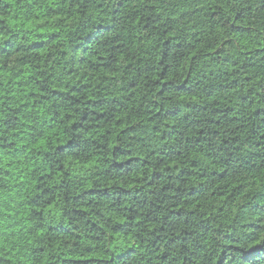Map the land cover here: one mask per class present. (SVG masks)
<instances>
[{
  "label": "clouds",
  "instance_id": "obj_1",
  "mask_svg": "<svg viewBox=\"0 0 264 264\" xmlns=\"http://www.w3.org/2000/svg\"><path fill=\"white\" fill-rule=\"evenodd\" d=\"M5 4L0 264L264 247V0Z\"/></svg>",
  "mask_w": 264,
  "mask_h": 264
},
{
  "label": "trees",
  "instance_id": "obj_2",
  "mask_svg": "<svg viewBox=\"0 0 264 264\" xmlns=\"http://www.w3.org/2000/svg\"><path fill=\"white\" fill-rule=\"evenodd\" d=\"M10 7L11 4H5L0 11H6ZM0 24H4V21L0 20ZM232 260L236 261V264H264V247L256 246L247 251L241 249L236 255H233Z\"/></svg>",
  "mask_w": 264,
  "mask_h": 264
}]
</instances>
